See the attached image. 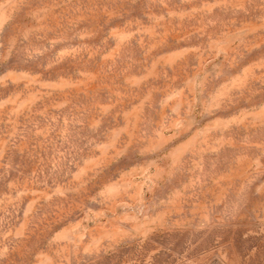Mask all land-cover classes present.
<instances>
[{
    "label": "rangeland",
    "instance_id": "374dc122",
    "mask_svg": "<svg viewBox=\"0 0 264 264\" xmlns=\"http://www.w3.org/2000/svg\"><path fill=\"white\" fill-rule=\"evenodd\" d=\"M0 264H264V0H0Z\"/></svg>",
    "mask_w": 264,
    "mask_h": 264
}]
</instances>
